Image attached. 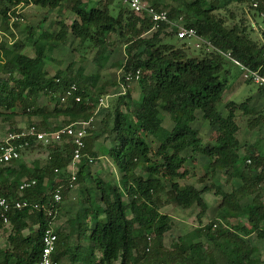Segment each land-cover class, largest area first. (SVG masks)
Masks as SVG:
<instances>
[{"label": "trees", "instance_id": "obj_1", "mask_svg": "<svg viewBox=\"0 0 264 264\" xmlns=\"http://www.w3.org/2000/svg\"><path fill=\"white\" fill-rule=\"evenodd\" d=\"M237 1L251 3V0ZM65 2L70 4L76 19L70 25L61 21L57 32L44 31L40 38L48 37L64 44L70 31L80 43L92 42L97 49L96 54L104 56L112 44L111 36L117 33L125 39L124 71L140 69V81L148 78L153 81L150 85L147 82L141 84L139 100H133L130 88L118 96L112 111L114 144L108 154L121 171L122 184L95 179L99 194L89 193L84 200L86 219L80 221L77 245L73 247L68 240V235L74 233V227L68 233L56 229L58 240L53 253L54 264H64L65 256L69 257L68 264H260L253 256L258 249L242 234H249L251 227L257 237L264 239V200L260 192L264 188V184L260 186L264 181V152L251 154L253 167L260 169L253 180L238 170L235 173L243 180L239 188L230 192L219 188L222 200L218 205V217L209 224H201L208 208L203 198L205 188L178 182L187 175V169L182 167L191 156L188 151L208 156L212 171H228L231 167L237 171L241 162L249 165L234 145L239 130L235 117L238 109L246 113L253 109L249 108L247 100L228 102L226 114L217 108L225 92L226 81L221 79V73L225 71L227 59L216 50L205 47L200 48L198 55H192L185 42L167 41L166 37L176 36V33L175 30L167 31L166 24L147 34L153 22L120 0H97L91 7H87L88 0H0V29L10 30L11 15L21 6L34 4L59 8ZM148 2L168 9L171 18L183 17L185 25L195 27L216 47L231 50L235 57L252 68L263 65L264 71V36L260 42L249 35L244 25L229 26L216 13L219 6L214 1ZM262 3L264 5V0ZM24 45L23 41L17 40L11 46H0L1 71L4 73H0V107L13 116L19 99L23 98V113L29 117L39 116L40 121L31 124L43 131L59 128L60 124L52 125L51 120L61 117L63 125L89 120L97 110L103 89L92 90L82 72L72 75L67 69L65 73L58 71L54 76L40 72L39 67L46 56L40 51L35 57L28 56L23 53ZM72 83L78 85L81 100L69 99L61 103L58 96ZM41 95H49L55 100L52 109L37 105ZM197 110L221 133L218 142L204 143L198 129L192 126L197 119ZM162 111L174 121L171 129L163 126ZM3 115L0 110V116ZM87 136L77 181L85 170L90 175L85 168L89 163L87 154L92 149L91 139L95 140L97 135ZM145 136H153L159 142L156 149H152ZM41 146L30 138L29 145L22 150ZM45 147L50 158L44 164L38 160L32 165L14 160L0 166V196H17L21 182L35 178L37 183L25 189L23 197L30 202L48 205L50 192L61 186L64 199L71 188L67 166L72 158L73 145L63 142ZM152 156L156 159L153 160ZM138 169L143 172H138ZM248 190L254 196L243 205L239 196ZM163 192L167 193L166 201L177 206L200 207L197 215L199 226L179 236L170 248L163 246L165 234L173 226L171 217L160 210ZM58 207L61 209L62 204ZM127 210H130V216ZM51 217L45 210L31 207L9 212L12 231L8 237L9 245L0 247V264H35L40 259L43 231ZM232 217L246 218L247 223L242 220L231 226L224 223ZM3 222L0 216V225ZM35 225L37 228L33 229ZM26 229L31 232L25 234ZM83 239L87 245L80 242Z\"/></svg>", "mask_w": 264, "mask_h": 264}, {"label": "rangeland", "instance_id": "obj_2", "mask_svg": "<svg viewBox=\"0 0 264 264\" xmlns=\"http://www.w3.org/2000/svg\"><path fill=\"white\" fill-rule=\"evenodd\" d=\"M211 1V0H208ZM214 4L219 7L216 9V13L222 16L229 26L239 24L244 25L247 28L249 35L262 42L264 36V20H262L259 12H256L251 8V3L240 2L237 0H212ZM97 3V0H88L87 7H91ZM18 13L19 19L14 24L10 20V30L6 31L0 29V46L7 44L11 46L15 41L20 40L24 42L23 53L28 56L35 57L37 52H42L46 58L42 61L39 71L47 72L49 76H54L58 71L65 73L67 69L70 70L72 75H77L82 72V75L87 79V84L92 90L98 91L103 89L101 95L104 103L98 102V107L94 115L92 116L91 124L88 128V136L96 134L95 141L91 139L92 149L93 146H97L96 155H101V158H95V162L87 163L85 168L89 170L90 175L85 170L81 179L75 180L74 186L70 188L67 194L64 196L62 207L54 219L55 228L69 232L74 227V233L68 235L69 244L75 247L78 243L76 233L79 229L81 220L86 219L84 214L85 199L89 193H96L95 179L102 178L109 184L121 185V171L117 164L112 161V158L107 154V150L110 145L114 143V133L112 132L113 126V109L116 104L118 96L130 88L132 92L133 100H139L141 97L142 87L141 84L147 82L149 85L153 79H142L126 82L124 78V68L122 66L125 58V39L119 37L117 33L113 34L110 38L111 45L108 47V51L104 53V56L96 54L97 49L90 41L80 43L79 39L75 38L69 31L66 42L60 43L52 38L39 36L42 32H57L61 26V21L70 25L71 22L76 19V15L71 11L70 4L65 2L63 6L59 8L42 7L39 5H24L16 9L12 15ZM70 30V27H69ZM154 30H149L147 34H151ZM170 31V30H167ZM40 38V39H38ZM166 40L172 43L185 42V46L190 48L192 55H198L200 48L196 47V41L191 39L178 40L173 35L166 37ZM2 68V62L0 63V73ZM224 70L227 72L221 73V79L226 81L225 92L221 101L218 102L217 108L223 114L227 113L226 105L230 101L240 103L248 101L249 108L253 110L246 113L242 109L236 110V121L239 125V130L236 133V140L234 145L239 148L241 157L249 164L238 163L237 171H233V168H229L228 171L224 169H218L212 171L210 167L209 158L200 152L193 154L190 151L187 154L190 156L184 163L182 169H187V175L178 179L181 185L193 184L199 189L205 188L203 192V198L208 205L205 214L201 218V224L206 225L215 220L218 217V205L222 200V194L219 190L230 192L239 188L242 185L243 180L236 175L238 172H243L250 180H253L256 173L260 169L253 167L251 154L257 155L264 152V89L263 85L246 80L238 66L230 62L229 60L224 62ZM55 100H52L49 95H41L38 98L37 105L45 106L47 109H52L55 105ZM125 110V107L122 106ZM1 112L4 113L0 116V141H2L6 134L11 131L22 130L26 126L33 122H39V116L29 117L23 113V98H20L16 108L15 114L9 116V112L0 107ZM164 123L163 126L168 129L174 124V121L170 115L164 111ZM63 118L52 120L60 126ZM194 128H197L199 135L203 142H218L221 139V133L213 128L208 120H206L202 112L197 110V119L192 123ZM168 127V128H167ZM220 133V134H219ZM87 136V137H88ZM146 140L151 145L152 149H156L158 141L153 136H145ZM88 151L89 156L91 151ZM95 155V156H96ZM49 156V150L44 145L34 148L32 150H22L21 158L19 161L26 162L27 164H34L36 160L44 164ZM152 159H156L152 156ZM252 166V168H249ZM181 169V170H182ZM138 172H143L142 169H138ZM236 172V173H235ZM78 174V173H77ZM144 175H147L144 173ZM166 180L169 177L166 176ZM264 184V181L260 183V186ZM220 188V189H219ZM261 197L264 200V188L261 189ZM254 194L248 190L239 196V199L243 205L249 203ZM125 199L127 197L125 196ZM167 193H161V208L160 210L167 213L172 221V228L165 234L163 246L170 248L174 242L178 240V237L190 232L197 226L200 221L197 217L200 207L193 205L190 208H183L177 206L170 201H166ZM130 216V210H127ZM239 220L247 223L246 218L232 217L224 223L228 226L236 224ZM264 227V222L262 223ZM250 227V226H249ZM35 225L33 229H36ZM12 231V225L10 222H3L0 225V247H6L9 245V234ZM31 232L30 229L24 231L25 234ZM244 235V234H242ZM248 242L257 246L258 251L253 255L257 260H261L264 264V239L257 237L255 231L249 228V234L245 236ZM83 245H87L88 242L83 239L80 241ZM100 256V253L97 252ZM64 264L69 263V257L65 256ZM114 262L113 264H118Z\"/></svg>", "mask_w": 264, "mask_h": 264}, {"label": "built area", "instance_id": "obj_3", "mask_svg": "<svg viewBox=\"0 0 264 264\" xmlns=\"http://www.w3.org/2000/svg\"><path fill=\"white\" fill-rule=\"evenodd\" d=\"M135 13L148 17L153 26L150 30H157L162 24H166V30H175L176 36L182 39H191L196 41V47L216 50L222 54L227 60L235 64L241 70L243 77L246 80L259 83L264 86V71L262 66L252 68L237 57H235L231 50H222L216 47L212 40L207 36L199 34L197 29L193 26L185 25L183 17L171 18L169 11L163 7H156L151 5L148 0H120ZM251 8L257 10L264 20V5L262 0H251ZM12 21L19 19L18 13L11 15ZM126 82L139 80L141 78V70H131L124 72ZM79 88L75 83L70 84L67 89L58 96L61 103L67 102L69 99L75 101L81 100V95L78 94ZM100 104H103V98H99ZM92 117L89 120H76L74 122L64 124L59 128L53 130H39L35 124H30L22 130L8 132L5 138L0 141V166H5L14 160H20L22 149L29 145V139L34 138L38 143L44 146L55 143L70 142L73 145L72 158L67 166V170L71 175L70 187L74 186L79 171L81 158L84 155L86 147L85 138L88 135V128L91 124ZM50 158V156H48ZM93 158L89 157L91 162ZM56 171H58L56 169ZM37 183L35 178L24 179L19 185L17 196H0V216L4 222H10L9 212L13 210H20L24 207H31L34 209H43L51 219L49 225L43 231V248L40 259L35 264H54L53 253L57 247L58 235L54 226V219L57 217L60 208L58 205L63 202L62 187L58 186L49 194V201L47 204H40L38 202H30L23 197L24 190L32 187ZM49 206V207H47ZM150 239V238H149ZM131 264H135L134 262Z\"/></svg>", "mask_w": 264, "mask_h": 264}, {"label": "crops", "instance_id": "obj_4", "mask_svg": "<svg viewBox=\"0 0 264 264\" xmlns=\"http://www.w3.org/2000/svg\"><path fill=\"white\" fill-rule=\"evenodd\" d=\"M151 84H152V83H151ZM225 114H226V113H225ZM61 121H62V120H61ZM51 123H54V122L51 120ZM163 123H164V120H163ZM173 125H174V124H173ZM172 127H173V126H172ZM172 127H171V128H172ZM167 128H168V127H167ZM171 128H168V129H171ZM213 128H215V127H213ZM219 134H220V133H219ZM154 139H155V138H154ZM95 140H96V139H95ZM95 140H93V141H95ZM155 140H156V139H155ZM156 141H157V140H156ZM158 143H159V142H158ZM113 144H114V143H113ZM113 144H112V145H113ZM112 145H110L109 148H110ZM109 148H108V150H109ZM96 149H97V146H93V149H92L93 151L90 152L92 156H89V157L93 158V160H92L91 162L89 161V164L95 162V158H101V157H102L101 155H96V153H97V152H96ZM108 150H107V154H108ZM95 155H96V156H95ZM108 155H109V154H108ZM101 179H102V178H101ZM103 180H104V179H103ZM105 181H106V180H105ZM247 235H248V234H244L243 237L245 238V236H247ZM245 239H246V238H245ZM246 240H247V239H246ZM249 243H250V242H249ZM250 244H251V243H250ZM251 245H252V244H251ZM252 246H254V245H252ZM255 247L257 248V246H255ZM257 249H258V248H257ZM257 251H258V250H257ZM259 261H260V264H262V261H261V260H259Z\"/></svg>", "mask_w": 264, "mask_h": 264}]
</instances>
